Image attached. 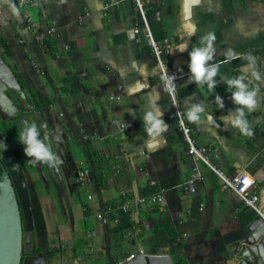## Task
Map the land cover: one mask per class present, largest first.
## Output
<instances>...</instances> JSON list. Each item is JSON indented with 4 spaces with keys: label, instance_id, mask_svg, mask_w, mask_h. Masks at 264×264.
<instances>
[{
    "label": "crops",
    "instance_id": "crops-1",
    "mask_svg": "<svg viewBox=\"0 0 264 264\" xmlns=\"http://www.w3.org/2000/svg\"><path fill=\"white\" fill-rule=\"evenodd\" d=\"M166 1L147 0V20L155 39L167 38L171 44L162 61L174 77L193 138L197 145L215 149V163L224 172L246 171L255 177L258 204L264 211V0H199L187 11L185 0ZM29 12L34 20L55 30V37L45 46L35 42L16 1L0 0V59L20 86L17 92L1 89L0 134L7 143L12 136L17 143L21 132L10 122L25 116L36 124L31 113L35 109L48 130L51 151L62 163L58 172L41 164L43 178L28 163L24 147L16 148L33 222L28 250L34 256L42 255L46 264H115L140 247L148 254L169 255V260L159 258L152 264H227L257 215L241 204L236 193L223 188L206 165L186 154L133 0H35ZM209 31L216 36V51L208 65L219 63L213 91L207 83L200 87L189 68V53L205 46L200 40ZM185 44L186 50L179 51ZM229 49L236 54L250 52L255 62L239 55L228 59ZM253 71L259 74L258 81ZM241 76V82L249 85L247 91L259 87L257 107L244 109L243 118L253 133L250 137L231 124L238 115L236 109L243 106L233 101L238 89L229 90L228 81ZM37 91L44 99L40 106L34 97ZM112 94L121 99L109 101ZM217 96L223 108L216 103ZM195 105L203 107L199 124L187 119ZM149 111L162 113L168 126L155 138L145 129L144 116ZM209 115L211 120H207ZM122 120H130L131 128L119 130L117 124ZM81 134L92 137L85 142ZM231 155L236 157L233 161L226 158ZM193 167L203 179L188 194L181 184ZM81 168H88L91 177L84 192L77 189L87 184L73 176ZM58 186L62 193L57 198L54 190ZM158 188L164 191L165 204L138 207V228L131 238L124 237L125 229L113 232L111 215L96 217L103 206L120 203L121 190L136 195ZM191 194L193 199L184 204ZM259 232L264 235V225ZM260 233L251 247L260 239L264 243ZM260 254L259 264H264V244ZM141 262L137 255L125 264Z\"/></svg>",
    "mask_w": 264,
    "mask_h": 264
},
{
    "label": "built area",
    "instance_id": "built-area-1",
    "mask_svg": "<svg viewBox=\"0 0 264 264\" xmlns=\"http://www.w3.org/2000/svg\"><path fill=\"white\" fill-rule=\"evenodd\" d=\"M16 6L22 11L23 17L26 21L27 28L33 32V38L35 42L39 45L45 46L50 40L55 37V30L53 27L41 22L40 20H34L30 15L29 8L35 3V0H15ZM137 12L140 16L143 28L144 36L149 45L154 58L161 72V67H164L161 55L164 52H167L171 44L169 39L164 38L161 42L156 40L148 23L146 12L143 7V0H133ZM134 32L137 34L139 32L138 28L134 29ZM165 68V67H164ZM167 72V71H166ZM168 77H172L171 83L175 85L174 77L167 73ZM163 86L166 89L165 82L162 81ZM120 90V87H119ZM167 91V90H166ZM169 96L172 110L175 114L176 126L181 132L184 147L186 154L190 155L194 160H198L206 165L221 181L223 188L232 190L239 197L241 204L246 208H250L259 216L262 220L261 224L264 225V211L258 204V193L255 190L256 179L253 175L246 171H240L233 176L227 175L216 163L215 159L217 157V152L211 145H197L195 139L193 138L191 127L186 123L183 112L180 108L179 101L177 98L176 90L172 93L167 91ZM109 101L117 102L121 99L119 94L109 95ZM132 123L130 120H122L118 122L117 127L119 130L130 129ZM67 138H71L73 135L69 130L65 131ZM81 139L83 141H88L92 136L89 134H81ZM77 177L80 184H88L91 181L90 170L88 168H81L77 170ZM203 179L201 172L196 168H192L191 175L189 178L181 184V189L185 193H193L196 190L195 184ZM151 185L155 184V181H150ZM121 201L118 205L112 206H103L102 210L97 212L96 217L98 219H103L105 214L116 212L120 210L129 219L130 225L124 230V237L131 238L134 236L138 228V220L136 218V212L138 207L140 208H154L157 206L162 207L165 204V195L164 191L161 188L151 190L145 194H136L131 195L125 190H121L119 193ZM87 198L90 200L91 195H88ZM114 225H117L119 219L115 216L112 219ZM137 255H148L143 248H138L137 252L129 254L126 259L117 261L115 264H125L127 260L133 259Z\"/></svg>",
    "mask_w": 264,
    "mask_h": 264
},
{
    "label": "water",
    "instance_id": "water-1",
    "mask_svg": "<svg viewBox=\"0 0 264 264\" xmlns=\"http://www.w3.org/2000/svg\"><path fill=\"white\" fill-rule=\"evenodd\" d=\"M168 1L169 0L166 2ZM2 88L11 89L16 92L20 90L19 83L14 73L10 67L0 59V93ZM13 95L15 96V94ZM16 97L18 96L16 95ZM17 112L18 111H15L14 113ZM27 112H29L28 109ZM31 113L41 133L38 139H44L45 135H48V130L45 124L39 119L38 111L33 109ZM10 123L17 124L20 132L25 124H32L25 116H19ZM4 127L8 133H12L10 125L6 124ZM14 142L15 139L13 136L10 137L7 143V140L0 134V264H26V260L28 259L38 264H46L42 255L38 254L34 256L32 254L33 250L31 252L28 250L27 246L29 240L27 239L26 242L24 240V236H29V232L33 230V222L23 168L15 152L17 147H24V145L20 140L17 143ZM45 143L48 144L51 150L49 138L45 139ZM36 167L42 177L45 178L41 164L36 165ZM46 167L48 169L53 168L57 171V167H50L47 164ZM73 176L75 180H78L77 172L73 173ZM58 178L60 179L59 174ZM261 222L262 220L259 216L252 221L248 229V234L237 242L235 253L233 257L227 260V264H259V259L262 260L260 249L264 244L263 240L260 239L261 242L255 247H251V245L254 244L253 242L256 235L260 233L259 229L263 227ZM263 236L262 233L259 234V237L263 238ZM258 249L259 254L256 251ZM23 253H27L26 257L28 259H25V257L23 258ZM139 256L142 258L141 264H152L159 258L169 260L168 254H148Z\"/></svg>",
    "mask_w": 264,
    "mask_h": 264
},
{
    "label": "clouds",
    "instance_id": "clouds-1",
    "mask_svg": "<svg viewBox=\"0 0 264 264\" xmlns=\"http://www.w3.org/2000/svg\"><path fill=\"white\" fill-rule=\"evenodd\" d=\"M199 0H185V9L186 11L189 8V5L198 4ZM194 31V29H193ZM216 40V36L213 32L209 31L205 35L201 37L200 43L205 45L204 47H194L193 50L189 53L190 55V63L189 68L193 73L192 79L196 81V83L203 87L204 83H207L209 91H213L215 87L214 77L217 75V69L219 67V63L215 65H208V61L212 60L213 53L216 49L213 47L214 42ZM187 48V44L183 45L179 51H184ZM237 55L241 58L253 60L255 62V58L251 56V53H240L236 54L231 49H229L227 53L228 59L236 58ZM227 61H223L222 63H226ZM161 80L165 82L166 90L169 93L175 91V85L171 83L172 77L167 76L166 69L161 67ZM252 75L259 80V74L255 71L252 72ZM243 80V76L239 79L229 80V90L233 86H235L238 91L233 93L232 99L238 104L242 105V108H237L236 112L238 115L231 121L233 127L239 129L242 135L252 136V131L249 127V122L243 118L245 116L244 109H248L249 111L255 109L257 107V94L259 92V87H254L253 91H247L249 85L243 84L241 81ZM251 84V82H249ZM216 103L223 108V102L219 96L216 97ZM203 116V107L201 105L193 106L187 112V119L192 122L199 124ZM162 117V113H153L151 111L147 112L144 116L145 120V129L149 135V137L155 138L158 137L162 132L167 131L168 126L164 123ZM223 120L224 118L221 117ZM207 120H211V116H207ZM215 123V121H212ZM40 137V130L37 128L35 123L25 124L21 133H20V142L24 145V154L28 157V163L36 166L38 164H47L50 167H59L62 161L59 157L50 150L48 144L45 143V139H48V135L46 134L44 139ZM59 140V137L56 138Z\"/></svg>",
    "mask_w": 264,
    "mask_h": 264
},
{
    "label": "trees",
    "instance_id": "trees-1",
    "mask_svg": "<svg viewBox=\"0 0 264 264\" xmlns=\"http://www.w3.org/2000/svg\"><path fill=\"white\" fill-rule=\"evenodd\" d=\"M33 92H34V91H33ZM34 97H35V100L37 101V105L40 106V104H42V100H44L42 94H41L39 91H37L36 93H34ZM43 102H44V101H43ZM45 103L48 104L49 101L45 100ZM151 190H152V189H151ZM149 191H150V190H149ZM147 192H148L147 190H146V191H143V194H145V193H147ZM116 205H118V204H116ZM116 205H110V204H108V206H112V207H114V206H116ZM108 214L112 216V219H113L115 216H117L118 219H119L118 224H117V225H114V226L112 227V230H113V232H114L115 234H119V233H121L123 229H126V228L130 225V222H129L128 217L126 216V214H124V213L121 212L120 210H118V211H116V212H111V213H108Z\"/></svg>",
    "mask_w": 264,
    "mask_h": 264
},
{
    "label": "rangeland",
    "instance_id": "rangeland-1",
    "mask_svg": "<svg viewBox=\"0 0 264 264\" xmlns=\"http://www.w3.org/2000/svg\"><path fill=\"white\" fill-rule=\"evenodd\" d=\"M143 7H144V9H145V12H146V17H147V19L149 20V14H148V8H147V0H143ZM165 56V53H163L162 55H161V57H162V59H163V57ZM175 88H176V84H175ZM1 124L2 125H4L5 123L2 121L1 122ZM6 125V124H5ZM180 137H182L181 135H180ZM220 155V157H221V155H222V153L221 152H219V154H218V156ZM228 160H231V161H233L236 157L234 156V155H231V156H227L226 157ZM227 175H229V176H233L234 174H231L230 172H225ZM87 186H89L88 184L87 185H84V186H79L78 187V191L79 190H83V192H84V190L86 189V187ZM54 193L56 194V196H57V198H58V196H59V194L60 193H62V190H61V188H60V186H58L57 187V189H55L54 190ZM193 195L191 194V195H189V198L187 199V201L185 200V201H183V203L184 204H186V203H188L189 201H191V199H193ZM249 213V212H248ZM248 216L250 217L251 216V212L248 214ZM255 217V216H254ZM253 217V218H254ZM26 233V232H25ZM31 234H29V236H30ZM29 236H24V240H25V242L27 241V239L29 240Z\"/></svg>",
    "mask_w": 264,
    "mask_h": 264
},
{
    "label": "flooded vegetation",
    "instance_id": "flooded-vegetation-1",
    "mask_svg": "<svg viewBox=\"0 0 264 264\" xmlns=\"http://www.w3.org/2000/svg\"><path fill=\"white\" fill-rule=\"evenodd\" d=\"M15 152H16V149H15ZM21 164V163H20ZM22 166V165H21ZM23 168V167H22ZM27 255L25 253H23V258L26 257Z\"/></svg>",
    "mask_w": 264,
    "mask_h": 264
}]
</instances>
